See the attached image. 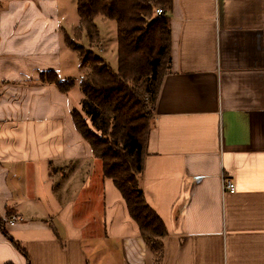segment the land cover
Instances as JSON below:
<instances>
[{"label": "crops", "instance_id": "1", "mask_svg": "<svg viewBox=\"0 0 264 264\" xmlns=\"http://www.w3.org/2000/svg\"><path fill=\"white\" fill-rule=\"evenodd\" d=\"M75 11L0 0V264H264V0H173L167 12L171 68L140 178L166 227L160 260L74 127L78 84L40 79L82 75L63 39Z\"/></svg>", "mask_w": 264, "mask_h": 264}, {"label": "trees", "instance_id": "2", "mask_svg": "<svg viewBox=\"0 0 264 264\" xmlns=\"http://www.w3.org/2000/svg\"><path fill=\"white\" fill-rule=\"evenodd\" d=\"M75 1V39L85 32L90 43H99L95 23L98 16L116 25L118 70L64 33L67 46L79 56L82 75L78 80L60 79L49 70L40 79L55 84L60 91H69L78 84L80 106L70 111L74 127L100 160L103 177L115 183L141 236L160 260L166 227L147 204L140 178L152 126V107L161 80L171 68V23L167 12L173 0ZM159 8L162 13L157 15L155 9ZM10 241L22 251L19 243L12 238Z\"/></svg>", "mask_w": 264, "mask_h": 264}, {"label": "rangeland", "instance_id": "3", "mask_svg": "<svg viewBox=\"0 0 264 264\" xmlns=\"http://www.w3.org/2000/svg\"><path fill=\"white\" fill-rule=\"evenodd\" d=\"M76 12V11H75ZM76 18L78 19V12H76ZM96 26H98L99 35L103 37V44L106 45L107 49L105 51L104 58L109 63L111 68H113L115 71L118 70L117 68V54H116V25L113 21L104 20L102 23H99V21H95ZM77 41V43L82 44L85 48L91 49L95 54H98L99 56L103 57L101 53L97 51V45L90 43V41L87 39L85 32L81 34V37L78 39H74ZM103 46V45H101ZM151 113V111H150Z\"/></svg>", "mask_w": 264, "mask_h": 264}, {"label": "built area", "instance_id": "4", "mask_svg": "<svg viewBox=\"0 0 264 264\" xmlns=\"http://www.w3.org/2000/svg\"><path fill=\"white\" fill-rule=\"evenodd\" d=\"M155 10H156V14L157 15H159L160 13H162V9H160V8L159 9H155ZM222 188H223V190L228 191V192H231V193L235 191V186H234L233 182L230 181V180H228V179H225L223 181ZM17 219L18 218H17L16 215H12V216L9 217V221L11 223L15 222Z\"/></svg>", "mask_w": 264, "mask_h": 264}]
</instances>
